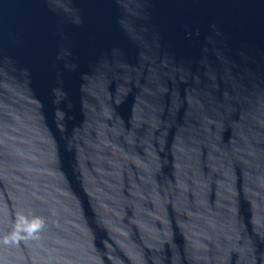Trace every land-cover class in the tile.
I'll return each instance as SVG.
<instances>
[{
  "label": "water",
  "instance_id": "95a60500",
  "mask_svg": "<svg viewBox=\"0 0 264 264\" xmlns=\"http://www.w3.org/2000/svg\"><path fill=\"white\" fill-rule=\"evenodd\" d=\"M0 264H264V0H0Z\"/></svg>",
  "mask_w": 264,
  "mask_h": 264
}]
</instances>
